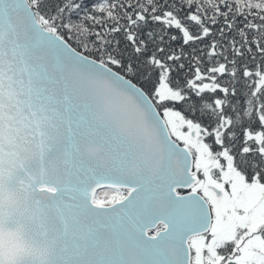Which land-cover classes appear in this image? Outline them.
<instances>
[{"label": "snow or ice", "instance_id": "1", "mask_svg": "<svg viewBox=\"0 0 264 264\" xmlns=\"http://www.w3.org/2000/svg\"><path fill=\"white\" fill-rule=\"evenodd\" d=\"M0 264H264V0H0Z\"/></svg>", "mask_w": 264, "mask_h": 264}, {"label": "rangeland", "instance_id": "2", "mask_svg": "<svg viewBox=\"0 0 264 264\" xmlns=\"http://www.w3.org/2000/svg\"><path fill=\"white\" fill-rule=\"evenodd\" d=\"M112 193L107 188H101L97 191V197L99 199H104L106 196H110Z\"/></svg>", "mask_w": 264, "mask_h": 264}, {"label": "trees", "instance_id": "3", "mask_svg": "<svg viewBox=\"0 0 264 264\" xmlns=\"http://www.w3.org/2000/svg\"><path fill=\"white\" fill-rule=\"evenodd\" d=\"M185 63H187V62H185ZM187 71V69H185V70H183L182 72H181V74H180V78L181 79H183V73L184 72H186ZM172 77L175 79L176 77H177V73H175V72H173L172 73ZM193 99H196L195 97H193ZM207 121H205V123H206Z\"/></svg>", "mask_w": 264, "mask_h": 264}, {"label": "water", "instance_id": "4", "mask_svg": "<svg viewBox=\"0 0 264 264\" xmlns=\"http://www.w3.org/2000/svg\"><path fill=\"white\" fill-rule=\"evenodd\" d=\"M182 147V146H181ZM102 188H104V187H102ZM182 192H186V190H182Z\"/></svg>", "mask_w": 264, "mask_h": 264}, {"label": "flooded vegetation", "instance_id": "5", "mask_svg": "<svg viewBox=\"0 0 264 264\" xmlns=\"http://www.w3.org/2000/svg\"><path fill=\"white\" fill-rule=\"evenodd\" d=\"M182 146V145H181ZM182 191V190H181Z\"/></svg>", "mask_w": 264, "mask_h": 264}]
</instances>
